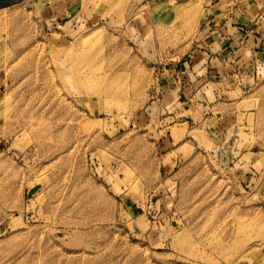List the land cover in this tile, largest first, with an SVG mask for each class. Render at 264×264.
I'll return each mask as SVG.
<instances>
[{"label": "rangeland", "instance_id": "374dc122", "mask_svg": "<svg viewBox=\"0 0 264 264\" xmlns=\"http://www.w3.org/2000/svg\"><path fill=\"white\" fill-rule=\"evenodd\" d=\"M200 8L0 0V264H264V67L216 137L163 110Z\"/></svg>", "mask_w": 264, "mask_h": 264}, {"label": "crops", "instance_id": "0c3cea01", "mask_svg": "<svg viewBox=\"0 0 264 264\" xmlns=\"http://www.w3.org/2000/svg\"><path fill=\"white\" fill-rule=\"evenodd\" d=\"M191 1L202 12L194 48L165 68L163 110L180 127L190 121L194 131L216 137L235 113L240 89L251 86L264 67V0Z\"/></svg>", "mask_w": 264, "mask_h": 264}, {"label": "bare ground", "instance_id": "6f19581e", "mask_svg": "<svg viewBox=\"0 0 264 264\" xmlns=\"http://www.w3.org/2000/svg\"><path fill=\"white\" fill-rule=\"evenodd\" d=\"M113 79V78H112Z\"/></svg>", "mask_w": 264, "mask_h": 264}]
</instances>
